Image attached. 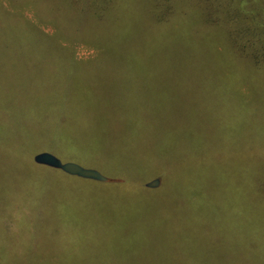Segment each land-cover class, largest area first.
Instances as JSON below:
<instances>
[{"label":"rangeland","instance_id":"1","mask_svg":"<svg viewBox=\"0 0 264 264\" xmlns=\"http://www.w3.org/2000/svg\"><path fill=\"white\" fill-rule=\"evenodd\" d=\"M166 1L125 0L113 26L100 24V50L117 60L75 81L46 64L57 50L0 49V264H264V73L252 76L222 52L229 40L202 33L212 8L224 17L218 4ZM0 6L55 32L32 6ZM112 37L125 50L108 49ZM66 44L77 61L99 53ZM64 85L73 98L60 96ZM212 148L224 149L220 162ZM46 152L117 183L54 171L47 180L63 185L51 188L30 163ZM73 187L98 191L100 204ZM246 216L260 220L258 242Z\"/></svg>","mask_w":264,"mask_h":264},{"label":"trees","instance_id":"2","mask_svg":"<svg viewBox=\"0 0 264 264\" xmlns=\"http://www.w3.org/2000/svg\"><path fill=\"white\" fill-rule=\"evenodd\" d=\"M14 9L19 6H32L39 20L42 22L50 23L54 26L55 32L50 35L43 32L34 23L26 19L23 15L8 11L0 6V49H16L21 48L23 50H40L44 53L52 50L60 52L58 54V60L52 58H46V64H55L57 67H66L67 77L73 78L75 76H82L92 69V66H100V64L107 61L111 62L117 60L107 54L106 51L100 50V24L113 26L116 23L115 15L119 9L124 6L125 0H9ZM174 0H167V4L172 3ZM240 0H209L210 7L217 5V10L220 12L222 19L213 18L214 10L208 13L204 19L200 21L202 33H208L213 35L212 30L216 34L221 35L230 43L229 48H224L222 52L228 49V52L235 56L237 60L245 61L248 67V71L252 76L264 73V0H261V7L257 8L256 3L248 6L247 4H238ZM157 7H162L157 1L154 3ZM243 7V8H242ZM215 8V9H216ZM252 8V9H251ZM163 20H155V26L160 27ZM236 24L243 25L237 27ZM206 29H210L209 31ZM206 31V32H203ZM223 40L226 44L227 42ZM234 41V43H232ZM82 42L86 45L92 46L98 50V55L89 61H77L74 57L72 49L66 43ZM124 38L112 37L107 42V47L115 48L116 50H125L122 44H125ZM114 46V47H113ZM101 52V54H100ZM220 52V51H219ZM136 54V65H140L142 62L141 53L130 52ZM46 55V54H45ZM128 58V54H127ZM126 58V60H127ZM121 63L124 60L119 59ZM133 64L135 65V59L133 55ZM55 90L54 93L58 92ZM68 86L64 85L60 92V96L73 98L69 93ZM48 93H52L47 90ZM40 101H44L45 98L39 97ZM212 148L211 150H213ZM206 150V149H202ZM251 151H254L253 149ZM213 154L216 156L217 162L222 159L224 149H214ZM205 154V153H203ZM160 163L165 164V160ZM32 164L31 169L38 173V179L41 180L43 175L45 181L42 183H51V188L57 184L51 180V175H56L54 171L37 164ZM36 165V166H35ZM37 169H34V168ZM165 167V166H164ZM136 173L140 174L139 171ZM60 172V171H59ZM42 173V174H41ZM62 173V172H61ZM167 181V185L173 188L174 176L170 172L164 174ZM66 176V175H65ZM53 180L56 181L55 176ZM59 179L65 180L63 177L57 176ZM66 178H69L66 176ZM78 181L81 183L80 179ZM86 183V182H85ZM88 183V182H87ZM95 184V183H94ZM97 184V183H96ZM63 185V184H58ZM57 185V186H58ZM100 185V184H98ZM166 187V186H165ZM164 187V188H165ZM69 190L70 192L81 193L79 199L82 201L92 202L95 201L100 204V193L94 190H80L74 188ZM87 192V193H86ZM163 191H158V194ZM260 213H264V202L259 204ZM248 215V214H247ZM248 217V216H246ZM260 220L256 217L249 216L246 218L248 225L246 233L248 239L252 242L259 241V224ZM249 223V224H248Z\"/></svg>","mask_w":264,"mask_h":264},{"label":"water","instance_id":"3","mask_svg":"<svg viewBox=\"0 0 264 264\" xmlns=\"http://www.w3.org/2000/svg\"><path fill=\"white\" fill-rule=\"evenodd\" d=\"M34 162L39 166L60 171L67 176L78 178L81 180H87L102 184L117 183L116 180L107 178L96 170L85 169L75 163H63L58 158L47 152L36 155L34 157ZM160 185H161V181L155 180L153 182L148 183L146 187L149 189H157Z\"/></svg>","mask_w":264,"mask_h":264}]
</instances>
